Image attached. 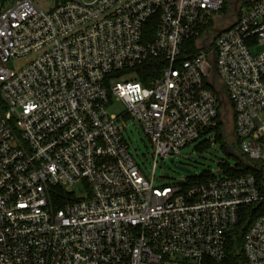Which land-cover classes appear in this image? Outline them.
<instances>
[{"label":"built area","instance_id":"built-area-1","mask_svg":"<svg viewBox=\"0 0 264 264\" xmlns=\"http://www.w3.org/2000/svg\"><path fill=\"white\" fill-rule=\"evenodd\" d=\"M224 6L0 1V264H220L247 207L243 256L264 264V0L209 43ZM151 60L163 69L145 85L135 70ZM217 90L233 109L226 146L253 171L156 186L159 160L199 141L221 148L229 113L224 122ZM113 100L124 115L108 114ZM126 116L153 148L151 180L129 151Z\"/></svg>","mask_w":264,"mask_h":264},{"label":"rangeland","instance_id":"rangeland-1","mask_svg":"<svg viewBox=\"0 0 264 264\" xmlns=\"http://www.w3.org/2000/svg\"><path fill=\"white\" fill-rule=\"evenodd\" d=\"M250 2L254 0H249ZM249 2V3H250ZM232 0H225L224 11L220 13L215 20V24L219 28L229 27L236 19ZM245 7V2L240 4L239 11L243 10ZM216 33L212 32V37L209 41L215 39ZM23 65V62H9L7 64L8 69L17 70ZM137 76L135 73L126 75L125 81H136ZM217 86L220 90L225 92V86L221 83L220 79H217ZM226 101L228 98L226 96ZM228 116L226 119V130L225 135H232L233 132V109L231 105L227 107ZM107 112L109 115L122 116L127 112L126 105L121 101L113 100L111 104L107 107ZM226 116V111L224 108L220 110V117L225 122L224 117ZM126 123V128L124 131V137L129 145V151L141 170L144 177L151 180L153 176V148L149 142V139L143 133V130L139 123L133 121L130 116H126L124 119ZM224 133V132H223ZM230 141H234L233 137L230 136ZM236 167L238 161L234 157L228 156L223 149L220 148L219 144H204L203 142H197L193 145L188 146L182 150L180 155L172 159H166L165 161L159 160L157 168L155 171V185L165 186L173 185L185 181H191V179L199 177L203 174H216L219 176H224L221 174L224 170L223 166ZM178 167H182L188 172H182L178 170ZM74 196L76 198H86L87 188L85 183L80 182L74 189Z\"/></svg>","mask_w":264,"mask_h":264},{"label":"trees","instance_id":"trees-1","mask_svg":"<svg viewBox=\"0 0 264 264\" xmlns=\"http://www.w3.org/2000/svg\"><path fill=\"white\" fill-rule=\"evenodd\" d=\"M0 1H4V0H0ZM151 31H153V29H151ZM162 69H163V64L160 62V60H151L146 64H144L143 66L139 67L135 71L137 72L139 80L142 81L145 85H148L149 82H151L152 80H157L160 77ZM218 133H219L218 141L222 145L221 149H223L228 156L234 157L229 152V149L226 146L225 134L223 133L221 128L218 129ZM234 158L236 160L240 159L236 157ZM223 168L226 174L235 175V176L251 173L253 171L251 167L243 164L240 160H239V164L236 167H230L226 165L223 166ZM211 177H213L212 174H203L199 177L191 179L190 182L189 181L187 182L190 185H194L199 182H204ZM254 214H255V208L253 207H247L242 209L241 225L237 229L234 239H232L229 242L227 258L220 264H247L242 252V242H243V235L246 231V227L251 222L253 217H255ZM205 264H215V263L207 260L205 261Z\"/></svg>","mask_w":264,"mask_h":264},{"label":"water","instance_id":"water-1","mask_svg":"<svg viewBox=\"0 0 264 264\" xmlns=\"http://www.w3.org/2000/svg\"><path fill=\"white\" fill-rule=\"evenodd\" d=\"M231 4L234 6V11H235V14L237 15L238 14V6H237V3H231ZM233 25L234 24H232L230 27H232ZM223 31H224L223 29H217V30H215V33L220 34ZM214 63L215 62L213 60V65H215ZM216 80H217V75H216V71L214 70L213 77H212L213 83H216ZM216 93H217L218 96L221 97V99L223 101L224 109H227V102L225 101V98H224V95H223L222 91L217 90ZM172 162H173V160H172ZM178 170H180L182 172H188L187 170H185L182 167H178Z\"/></svg>","mask_w":264,"mask_h":264},{"label":"flooded vegetation","instance_id":"flooded-vegetation-1","mask_svg":"<svg viewBox=\"0 0 264 264\" xmlns=\"http://www.w3.org/2000/svg\"><path fill=\"white\" fill-rule=\"evenodd\" d=\"M245 2V4L249 3L250 1L249 0H232V3H237V6H238V10H239V7H240V4ZM234 8V6H233Z\"/></svg>","mask_w":264,"mask_h":264}]
</instances>
